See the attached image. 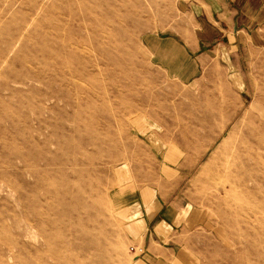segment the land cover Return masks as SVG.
<instances>
[{
  "label": "rangeland",
  "instance_id": "374dc122",
  "mask_svg": "<svg viewBox=\"0 0 264 264\" xmlns=\"http://www.w3.org/2000/svg\"><path fill=\"white\" fill-rule=\"evenodd\" d=\"M213 1L0 0V264H133L110 198L144 185L192 207L202 264H264V151L219 176L244 116L264 133V28L154 51Z\"/></svg>",
  "mask_w": 264,
  "mask_h": 264
},
{
  "label": "crops",
  "instance_id": "0c3cea01",
  "mask_svg": "<svg viewBox=\"0 0 264 264\" xmlns=\"http://www.w3.org/2000/svg\"><path fill=\"white\" fill-rule=\"evenodd\" d=\"M198 26L181 45L171 37L160 38L154 51L174 63V54L165 47L201 56L207 48L236 46L264 28V0H214L200 13ZM110 199L126 215L130 233H136L133 245L143 249L133 264H202L194 248L198 228L192 207L178 203L172 191L124 186L114 189Z\"/></svg>",
  "mask_w": 264,
  "mask_h": 264
},
{
  "label": "bare ground",
  "instance_id": "6f19581e",
  "mask_svg": "<svg viewBox=\"0 0 264 264\" xmlns=\"http://www.w3.org/2000/svg\"><path fill=\"white\" fill-rule=\"evenodd\" d=\"M253 120L244 116L239 126L233 131V139L223 145L222 165L219 176L228 182L232 174L258 165L261 151H264V133H261V114Z\"/></svg>",
  "mask_w": 264,
  "mask_h": 264
},
{
  "label": "built area",
  "instance_id": "2783aa9c",
  "mask_svg": "<svg viewBox=\"0 0 264 264\" xmlns=\"http://www.w3.org/2000/svg\"><path fill=\"white\" fill-rule=\"evenodd\" d=\"M132 253H135L136 257L140 256L143 253L142 248H130Z\"/></svg>",
  "mask_w": 264,
  "mask_h": 264
}]
</instances>
